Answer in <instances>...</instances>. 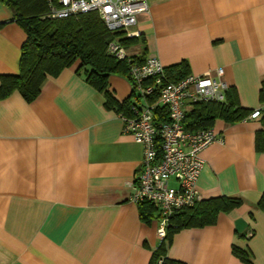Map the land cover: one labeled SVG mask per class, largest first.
<instances>
[{"label":"crops","instance_id":"obj_1","mask_svg":"<svg viewBox=\"0 0 264 264\" xmlns=\"http://www.w3.org/2000/svg\"><path fill=\"white\" fill-rule=\"evenodd\" d=\"M134 36L130 56H155L165 68L184 62L188 74L222 68L238 104L264 110V0H150ZM25 38L0 1V74L18 72ZM76 68L48 76L32 102L18 91L0 99V264H149L161 241L157 206L147 220L132 200L143 146ZM108 89L119 102L132 94L124 74H110ZM210 128L219 139L201 153L196 187L203 200L241 204L175 232L167 256L246 264L232 253L237 245L251 251L250 264H264V149L256 148L264 118L215 119Z\"/></svg>","mask_w":264,"mask_h":264},{"label":"built area","instance_id":"obj_2","mask_svg":"<svg viewBox=\"0 0 264 264\" xmlns=\"http://www.w3.org/2000/svg\"><path fill=\"white\" fill-rule=\"evenodd\" d=\"M46 16L67 18L77 13L94 11L111 31L135 35L138 18L149 11L150 0H44ZM107 51L128 63L132 84L129 114L120 113L123 132L143 146L140 170L135 176L132 200L147 201L157 206V235H165L168 218L174 212L201 200L196 187L203 167L202 151L218 140L212 128L196 130L185 127L186 113L199 102H223L228 88L222 79L223 69L202 74H188L170 79L165 67L155 56L133 60L117 42L108 44ZM164 108L167 119H158ZM253 110L249 119L257 118ZM160 264V261H159Z\"/></svg>","mask_w":264,"mask_h":264},{"label":"trees","instance_id":"obj_3","mask_svg":"<svg viewBox=\"0 0 264 264\" xmlns=\"http://www.w3.org/2000/svg\"><path fill=\"white\" fill-rule=\"evenodd\" d=\"M0 1L10 9L12 20L26 34L20 49L18 72L0 74V99L18 91L25 101L32 102L39 95L48 76H56L64 68L77 64V71H82L86 81L103 93L106 108L114 109L118 114H129L133 92L129 98L119 102L108 89L110 74L118 73L128 77V63L109 54L107 48L110 42L115 41L126 49L138 43L139 38L128 37L121 31H109L94 11L55 19L46 16L47 5L44 0ZM130 57L137 61L143 60L136 55ZM165 72L172 80H178L188 75L187 64L182 62L165 68ZM159 110L158 119H167L165 109ZM249 113L227 89L223 102H199L192 105L186 113L185 127L191 130L210 128L215 119L241 121L248 118ZM259 113L264 118V110H259ZM256 148L264 149L263 130L257 133ZM139 203L142 206V218L148 220L155 206L147 201ZM240 204L241 199L238 197L221 196L201 199L192 206L174 212L168 218L165 235L153 250L149 264H159V261L160 264H184L167 256L172 235L184 228L212 224L219 211H229ZM257 207L264 211V194L258 200ZM232 253L246 264L252 262L253 255L247 248L233 245Z\"/></svg>","mask_w":264,"mask_h":264}]
</instances>
